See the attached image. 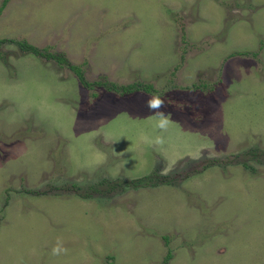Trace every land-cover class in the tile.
<instances>
[{
    "label": "rangeland",
    "instance_id": "1",
    "mask_svg": "<svg viewBox=\"0 0 264 264\" xmlns=\"http://www.w3.org/2000/svg\"><path fill=\"white\" fill-rule=\"evenodd\" d=\"M5 39L160 97L0 48V264H264V0H11Z\"/></svg>",
    "mask_w": 264,
    "mask_h": 264
},
{
    "label": "trees",
    "instance_id": "2",
    "mask_svg": "<svg viewBox=\"0 0 264 264\" xmlns=\"http://www.w3.org/2000/svg\"><path fill=\"white\" fill-rule=\"evenodd\" d=\"M10 1L11 0H3L2 1L1 7H0V16L3 14V11H5L7 5L9 4ZM7 44L8 45L14 44V45L18 46L23 52L30 53L34 56L45 57L47 60H50V59L56 60L57 59V60H59L60 63H66V65H69V69L73 70L75 72V74L78 76L79 81L81 82L82 86L84 88L90 90V91L96 90L97 88H104L108 92H111V93L116 92V93L120 94V96L131 95L133 93L143 91L146 94L156 95V96L160 97L158 90H156L154 88V86L151 84H142L140 82H137L135 84L120 88V87L116 86L115 84L105 82V80L104 81L100 80V81H97L95 83L88 82L85 80L80 67L70 65L69 62L65 58H63L62 56H56V55H52L50 53L45 54V53L41 52L40 50H38L36 47L30 45L25 40H7V39L0 40V48L3 45H7ZM0 59L4 60V57H2L1 52H0ZM94 97H97V95L94 94ZM245 167H246V164H245ZM27 193L41 194L38 190L28 191ZM90 197L91 196H86V198H90ZM163 239L166 240V242H168V237H164ZM172 257H173L172 254L169 253L166 256V259H164V261L161 264H167L168 261H170L172 259ZM113 259H114V257H112V256L108 258V260H113ZM110 264H113V263H110Z\"/></svg>",
    "mask_w": 264,
    "mask_h": 264
},
{
    "label": "clouds",
    "instance_id": "3",
    "mask_svg": "<svg viewBox=\"0 0 264 264\" xmlns=\"http://www.w3.org/2000/svg\"><path fill=\"white\" fill-rule=\"evenodd\" d=\"M163 102L159 100L158 98L150 99L149 101V107L154 108V107H161Z\"/></svg>",
    "mask_w": 264,
    "mask_h": 264
}]
</instances>
